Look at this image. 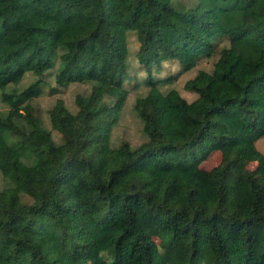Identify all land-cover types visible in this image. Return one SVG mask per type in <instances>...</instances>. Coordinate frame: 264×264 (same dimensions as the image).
I'll use <instances>...</instances> for the list:
<instances>
[{"label":"trees","instance_id":"16d2710c","mask_svg":"<svg viewBox=\"0 0 264 264\" xmlns=\"http://www.w3.org/2000/svg\"><path fill=\"white\" fill-rule=\"evenodd\" d=\"M130 33L136 146L112 142ZM216 52L192 100L152 74ZM48 76L90 86L49 109L58 142L30 102ZM0 100V264H264V0H0Z\"/></svg>","mask_w":264,"mask_h":264},{"label":"rangeland","instance_id":"374dc122","mask_svg":"<svg viewBox=\"0 0 264 264\" xmlns=\"http://www.w3.org/2000/svg\"><path fill=\"white\" fill-rule=\"evenodd\" d=\"M226 44V41L219 43L218 47ZM128 73L133 77L127 82V88L129 89V95L125 106L120 113L118 124L112 128V142L118 144L122 141H127L131 146H136L144 141L145 137L142 134V123L137 115L132 111V105L135 99L143 95L147 91L148 86L145 83L147 71L140 65L136 58V51L138 49V42L134 33H130L128 36ZM216 51L217 48H216ZM217 58V52L211 57H201L196 65L188 70H183L182 66L177 60H168L162 63L157 68H152V74L155 80H161L171 77L170 82H160L159 87L163 90L169 88H175L179 91L180 95L188 100H192L195 94L184 89V83L187 79L193 77L198 70L205 69L210 71L213 67V63ZM32 78L26 77L20 87L26 86ZM88 83L75 82L67 86H58L53 76L46 77L45 84L41 86V90L37 96L30 100L35 108V115H38L43 121L44 126L51 130L52 136L55 141H60V135L51 128L49 123V109L55 104L57 99H62L66 107L75 112L77 110L76 95L86 94L89 91ZM4 108L3 103L0 100V110ZM255 146L257 151L264 157V136L256 140ZM221 161V153L215 150L207 155V157L201 162L200 166L203 169L210 170ZM257 162L253 161L248 164V167L254 169ZM4 184V179L0 176V187Z\"/></svg>","mask_w":264,"mask_h":264}]
</instances>
